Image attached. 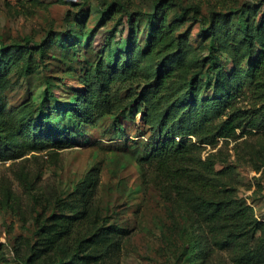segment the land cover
<instances>
[{
	"label": "trees",
	"instance_id": "obj_1",
	"mask_svg": "<svg viewBox=\"0 0 264 264\" xmlns=\"http://www.w3.org/2000/svg\"><path fill=\"white\" fill-rule=\"evenodd\" d=\"M85 6L40 40L0 39V113L6 104L1 88L9 80L24 83L40 75L50 59L63 62L62 53L80 66L83 85L63 99L48 79L41 100L26 99L16 115L28 135L21 143L13 125L0 120V156L19 157L26 144L44 148L48 139L41 132L57 124L61 130L66 123V131L53 135L69 138L65 132L84 128L92 109L114 113L112 124L119 128L143 105L154 128L149 144L159 156L160 194L186 200L204 234H225L234 246L233 264H264V222L217 176L216 155L202 160L199 152L200 144L235 137L238 128L264 129V0L253 5L237 0L208 14L179 0H156L151 11L111 0L90 29L93 5L87 0ZM189 16L199 24L196 40L194 26H184ZM122 82L129 83L128 101L114 95L124 89ZM91 173L64 194L40 200L31 217H23L26 234L18 237L23 251L16 248V260L10 261L0 245V264H123L130 229L110 220L97 198L98 171ZM188 243L189 264L206 257L204 241Z\"/></svg>",
	"mask_w": 264,
	"mask_h": 264
},
{
	"label": "rangeland",
	"instance_id": "obj_2",
	"mask_svg": "<svg viewBox=\"0 0 264 264\" xmlns=\"http://www.w3.org/2000/svg\"><path fill=\"white\" fill-rule=\"evenodd\" d=\"M86 1L0 0V39L10 42L31 36L40 40L50 30L62 29L68 14L83 6L87 8ZM88 1L93 5L90 29L100 18L105 1L111 0ZM124 1L133 8L151 11L156 0ZM179 1L186 6L198 4L201 12L208 14L237 0ZM238 1L253 5L260 0ZM189 25L194 26L192 39L196 40L199 24L193 16L184 23ZM99 40L98 35L95 45ZM57 50L58 47L51 53ZM62 60L58 63L50 59L40 75H31L24 83L9 80L1 88L6 104L0 120L13 125L19 143L28 135L22 132L16 115L26 99L41 100L48 79L54 80V90L63 99L69 97L70 89L83 91L78 78L80 66L69 63L66 53H62ZM128 84L122 82L123 90L115 92L114 89L116 99L129 100ZM137 89L139 85H135L134 90ZM136 109L135 115H128L119 128L112 124L114 113L101 115L99 110L92 109L91 121L84 128L79 132H65L69 138L63 136L60 140L53 135V131L56 134L66 131V123L60 125L61 130L57 124L56 130L41 132L48 139L44 148L34 149L26 144L19 157L0 156V245L10 261L16 260V248L24 249L18 241L19 236L26 234L23 217H31L40 200L64 194L76 183L91 177V170L95 168L99 175L97 198L104 211L111 221L130 229L124 239L123 264H189L188 242L193 239L204 241L208 252L206 257H194L193 264H233L234 246L225 234L218 237L204 234L199 218L191 213L186 200L167 199L160 194L159 156L150 151L149 144L154 128L144 117L147 107L142 105ZM200 145L201 159L214 153L217 176L233 187L237 202L248 204L255 218L264 222V129L248 133L238 128L235 137Z\"/></svg>",
	"mask_w": 264,
	"mask_h": 264
}]
</instances>
